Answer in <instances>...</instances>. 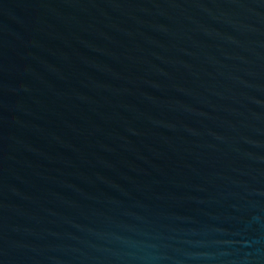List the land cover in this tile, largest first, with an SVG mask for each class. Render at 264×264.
<instances>
[{
    "label": "water",
    "instance_id": "water-1",
    "mask_svg": "<svg viewBox=\"0 0 264 264\" xmlns=\"http://www.w3.org/2000/svg\"><path fill=\"white\" fill-rule=\"evenodd\" d=\"M0 264H264V0H0Z\"/></svg>",
    "mask_w": 264,
    "mask_h": 264
}]
</instances>
